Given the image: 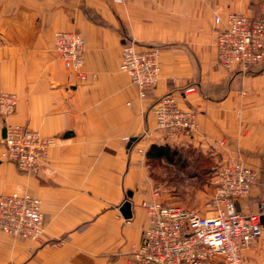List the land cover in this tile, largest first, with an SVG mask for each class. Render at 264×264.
Listing matches in <instances>:
<instances>
[{"label":"crops","instance_id":"0c3cea01","mask_svg":"<svg viewBox=\"0 0 264 264\" xmlns=\"http://www.w3.org/2000/svg\"><path fill=\"white\" fill-rule=\"evenodd\" d=\"M264 1V0H262ZM261 2V1H260ZM259 0H0V92L19 101L8 122L58 143L40 176L2 156L0 194L27 191L42 200L43 245L0 232V264H128L149 217L141 203L155 180L147 151L185 147L256 170L257 181L235 208L249 212L264 199V63L252 73L218 66L214 39L229 12L255 15ZM259 8V7H258ZM76 29L86 39V81L66 82L54 34ZM124 37L138 47L161 46L157 86L141 97L121 68ZM198 90L185 94L186 87ZM197 111L192 136L166 137L152 106L165 93ZM227 139L226 145L217 144ZM223 161V162H224ZM130 200L132 216L120 208ZM245 264H264V230L244 250Z\"/></svg>","mask_w":264,"mask_h":264},{"label":"built area","instance_id":"2783aa9c","mask_svg":"<svg viewBox=\"0 0 264 264\" xmlns=\"http://www.w3.org/2000/svg\"><path fill=\"white\" fill-rule=\"evenodd\" d=\"M123 3L124 0H113ZM216 36L219 63L229 70L247 73L264 63V4L259 13L248 15L229 12ZM54 46L67 71L68 82L86 81L84 68L86 40L76 30H59ZM159 48H138L134 40H125L121 68L138 88L139 95L157 85L161 74ZM191 86L185 94L193 93ZM18 95L0 92V114L5 136L2 156L27 173L40 176L48 162L49 150L58 140L40 131L8 122L16 110ZM157 129L167 138L192 136L197 128V113L183 108L171 92L152 106ZM257 180V172L241 160L221 165L213 178L215 194L208 203L209 211H199L180 204L165 202L155 189L142 202L149 224L142 232L141 242L133 247L128 264H245L244 250L259 239L264 230V199L254 211L235 208V201L247 197ZM0 231L16 238L58 246L65 238L44 239L42 200L27 191L0 194Z\"/></svg>","mask_w":264,"mask_h":264},{"label":"rangeland","instance_id":"374dc122","mask_svg":"<svg viewBox=\"0 0 264 264\" xmlns=\"http://www.w3.org/2000/svg\"><path fill=\"white\" fill-rule=\"evenodd\" d=\"M259 2H260L259 6L258 5L255 6L256 4H254V6L252 7V9H254L253 11H255V12L258 11L261 8V6L264 4V1H262V0H259ZM72 30H76V29H72ZM76 31H79V30H76ZM79 32L82 34L81 31H79ZM217 32H218V29L216 31V36H217ZM124 39L133 41V39L130 37L129 38L124 37ZM215 41H216V37L214 39V45L216 48ZM135 45L138 47L136 42H135ZM153 46H155L156 48H159V51H160L159 57H160V61H161V50H162L161 46H159V45H153ZM53 47H54L55 56H57L58 53L55 50L54 38H53ZM138 48H142V47H138ZM143 48H145V47H143ZM216 55H217V51H216ZM217 63H218V66H220L221 68H224L227 71H231V70L223 67L219 63L218 58H217ZM260 65H258V66H260ZM258 66H256V67H258ZM62 67H63V65H62ZM256 67H254L253 70ZM63 69H64V72L66 75V78H65L66 82H68L67 71L65 70L64 67H63ZM235 70L239 71L238 69H235ZM161 73H162V62H161ZM240 73H242V72H240ZM242 74H245V73H242ZM160 78H161V74H160ZM75 80H76V78L74 79V81ZM191 86L195 87L196 91L198 90V87L196 85H191ZM191 86H188V87H191ZM188 87H186V88H188ZM162 96H160V98ZM18 101H19V98H18ZM17 105H18V103H17ZM16 108H17V106H16ZM196 113H197V111H196ZM0 116H1V114H0ZM12 124H14V123H12ZM3 144H4V142H3ZM217 144H221L224 146L227 144V139L221 140L220 143L215 142L213 145L216 146ZM171 148L177 151V154L175 155L173 161H168L167 159L162 158L159 160H153V161L149 162L150 169H151V177L155 180L154 190L155 189L159 190L160 198L162 200H164L165 202L180 204V205H183L185 207H189V208H192L194 210H197L201 214H206L209 211L208 203L211 201V199L213 198V196L215 194V187L213 185V178L215 176V173L217 172V169L221 165L228 163V162H231L233 160L224 161L221 158L216 159V158L211 156V151L202 152L200 149L194 147L193 145L180 147L178 149L176 146L171 147ZM28 174L36 177V175H33L31 173H28ZM257 177H258V174H257ZM247 197H245V198H247ZM141 206H142V203H141ZM2 233H4V232H2ZM44 233H45V223H44ZM31 241H33V240H31Z\"/></svg>","mask_w":264,"mask_h":264},{"label":"trees","instance_id":"16d2710c","mask_svg":"<svg viewBox=\"0 0 264 264\" xmlns=\"http://www.w3.org/2000/svg\"><path fill=\"white\" fill-rule=\"evenodd\" d=\"M252 71H253V68L251 70H249L247 73H252ZM237 72H239V71H237ZM160 99H161L160 97L158 99H156L154 104L156 102H158ZM176 154H177V151L172 149L168 145L153 144L147 151V158H148L149 162L153 161V160H159L162 158L167 159L168 161H173Z\"/></svg>","mask_w":264,"mask_h":264},{"label":"water","instance_id":"95a60500","mask_svg":"<svg viewBox=\"0 0 264 264\" xmlns=\"http://www.w3.org/2000/svg\"><path fill=\"white\" fill-rule=\"evenodd\" d=\"M3 136H5V128L3 130ZM122 214L125 218H130L132 216V203L130 200H126L121 208H120Z\"/></svg>","mask_w":264,"mask_h":264}]
</instances>
